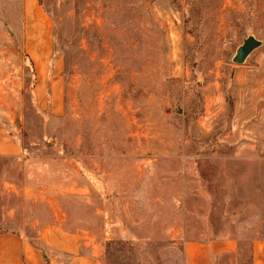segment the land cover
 I'll use <instances>...</instances> for the list:
<instances>
[{"label":"rangeland","instance_id":"374dc122","mask_svg":"<svg viewBox=\"0 0 264 264\" xmlns=\"http://www.w3.org/2000/svg\"><path fill=\"white\" fill-rule=\"evenodd\" d=\"M39 11L52 33L41 83L39 19L0 0V126L23 150L13 177L33 200L0 195V226L15 209L99 231L101 201L68 187L98 171L136 191L127 224L154 226L108 243L105 264H162L173 224L183 239L264 240V0H41ZM248 38L258 45L235 63Z\"/></svg>","mask_w":264,"mask_h":264},{"label":"crops","instance_id":"0c3cea01","mask_svg":"<svg viewBox=\"0 0 264 264\" xmlns=\"http://www.w3.org/2000/svg\"><path fill=\"white\" fill-rule=\"evenodd\" d=\"M24 4L26 19L28 21L32 18L39 19L37 22L39 43L35 48L34 67L36 81L41 83L44 73L41 70L39 54L47 52L52 33L47 19L39 11L41 9L39 1L24 0ZM22 36L27 37L25 34ZM15 165L24 167L23 150L13 135L5 127L0 126V181L9 186L0 195L14 197L18 194L25 197L26 201H33L24 195V188L18 190L13 177L12 166ZM98 174L104 176V173L98 171L87 173L85 187L76 189L74 182L68 187L72 189L70 193L72 195L84 192L88 200L98 198L101 201L100 205H93L91 210L93 217H98L97 215L103 217L102 229L96 231L95 225L88 223L90 225L86 226V229L71 230L63 225L66 222H59L56 218L47 222L27 221L25 214L20 221L16 214L19 212L12 209L7 211L10 215L6 219L8 224L0 226V264H105L108 243L143 240L142 232L147 226L153 229V224H143L141 220L126 223L130 221L129 210L132 204L129 205L125 198L136 191L127 194L123 189L110 188L108 184L96 179ZM56 190L64 191L62 187ZM110 198H119V203H122L117 213L111 208ZM167 227L169 255L162 264H264V240L259 237L248 242L240 235L190 240L180 236L183 235V231L179 229L180 225L173 224ZM144 240L151 241L147 236Z\"/></svg>","mask_w":264,"mask_h":264},{"label":"water","instance_id":"95a60500","mask_svg":"<svg viewBox=\"0 0 264 264\" xmlns=\"http://www.w3.org/2000/svg\"><path fill=\"white\" fill-rule=\"evenodd\" d=\"M258 45V42L253 38H248L243 45L237 50L234 58L235 63H242L250 52Z\"/></svg>","mask_w":264,"mask_h":264},{"label":"trees","instance_id":"16d2710c","mask_svg":"<svg viewBox=\"0 0 264 264\" xmlns=\"http://www.w3.org/2000/svg\"><path fill=\"white\" fill-rule=\"evenodd\" d=\"M39 1V4L41 5V0H38Z\"/></svg>","mask_w":264,"mask_h":264}]
</instances>
